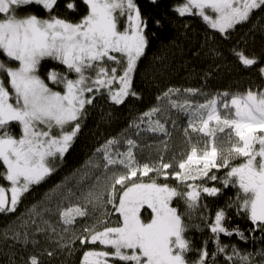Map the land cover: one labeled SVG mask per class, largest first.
<instances>
[{
	"label": "snow or ice",
	"instance_id": "6c2138e0",
	"mask_svg": "<svg viewBox=\"0 0 264 264\" xmlns=\"http://www.w3.org/2000/svg\"><path fill=\"white\" fill-rule=\"evenodd\" d=\"M82 2L87 6V14L73 23L51 15L57 0H0V53L7 58V61L0 60V165L3 166L0 178L9 185H0V214L15 213L32 186L39 185L55 171L57 158L63 159L80 132L85 106L93 103L94 96L88 97L86 93L107 89L111 100L118 105L125 97L137 95L132 90L133 75L148 46L147 21L142 18L140 9L134 0ZM30 5L42 6L50 14L49 18L18 15L21 7ZM67 7L75 10L74 3ZM254 10H264V0H185L175 9L181 17H202L220 33H227L249 20ZM122 18L124 27L121 29ZM237 55L246 66L256 63L243 53ZM46 58L67 69L66 73L55 69L48 73L52 83L63 85V93L53 91L37 74L41 61ZM11 61L18 62V67L10 66ZM260 72L264 74V68ZM68 73H75L77 78H69ZM114 83L119 84L116 90L112 87ZM185 91L196 95L194 89ZM178 92L179 89H168L164 93L171 108L188 115L184 135L190 151L176 162L178 170L171 161L165 162L162 155L154 164H141L134 155L137 145L132 139L126 140L127 151L115 153L110 149L120 141L108 140L102 149H97L106 162L107 199L89 190L82 193L83 205L60 211L65 226L75 224L77 217L89 216V204H110L119 214L115 226L97 219V224L104 225L103 230H98L94 224L82 226L86 235L75 236L73 231L81 244L104 246V250L85 251L82 264H117V261L120 264H207L210 253L203 247H190L184 236L187 225L172 201L177 197L184 199L187 209L194 210L200 207L201 192L218 195L221 191L218 187L185 183L205 177L217 181L220 179L217 175H209L212 169H229L221 183L224 187L239 188L242 195L238 194L235 202L238 212L248 215L253 230L264 232V91L225 92L222 96L200 93L205 101L195 104L187 99L182 103L172 100L170 96ZM161 111L153 107L143 114L148 118L146 131L168 136L165 123L152 119ZM13 122L19 125L18 136L12 133ZM225 144L227 147H223ZM240 157L245 158L242 163H231ZM115 165L122 166L124 171L113 169L111 175H107L109 166ZM149 173L155 175L149 177ZM143 177H149L148 182ZM161 177L185 183L191 190L181 192L167 183H158ZM99 180L97 177V183ZM142 210H150L147 218ZM225 220L226 213L221 209L215 213L214 223L209 225L217 241V251L221 253L226 246L220 245V234H235L245 239L238 226L230 230ZM4 235L7 238V233ZM12 238L18 240L19 234ZM191 251L198 253L194 261L186 258ZM47 254L53 255L52 252ZM233 254L239 255L235 248ZM211 255L214 259L215 254ZM261 255L264 256V252ZM227 259L232 261V256ZM240 259L244 264H252L248 256H240ZM25 264H41V261L37 255H30Z\"/></svg>",
	"mask_w": 264,
	"mask_h": 264
},
{
	"label": "trees",
	"instance_id": "16d2710c",
	"mask_svg": "<svg viewBox=\"0 0 264 264\" xmlns=\"http://www.w3.org/2000/svg\"><path fill=\"white\" fill-rule=\"evenodd\" d=\"M184 2L185 0H134L142 18L147 21L145 31L148 38L145 54L137 62L133 75L132 90L137 95L125 97L124 102L118 105L111 100L107 89H101L99 93H86L88 97L94 96L93 103L85 106L80 132L63 159L57 158L55 171L39 185L32 186L15 213L0 214V264H25L30 255H37L41 264H82L85 251L104 250V246L99 243L81 244L75 236L86 235L82 232V226L95 224L98 230H103L104 225L97 224V219L106 220L108 226H115L114 222L118 221L119 214L114 212L112 205L89 204L90 215L77 217L76 223L71 226H65L61 222L60 211L69 206L83 205L85 201L82 193L89 190L97 195L103 194V198L107 199V186L103 184L106 179V162L103 153L97 149H102L111 139L121 141V136L130 139L128 131L132 122L138 121L153 107L163 106L166 103L164 93L168 89L198 90L192 99L201 101L204 99L200 93L204 92L213 96L217 92L235 94L264 89V74L260 72L264 68V10H254L249 20L236 25L227 33H220L198 15L181 17L175 9ZM69 3L75 4V10L67 7ZM27 14H36L43 19L50 15L38 5L23 6L18 11L20 16ZM86 14L87 6L82 0H57L51 13L73 23ZM120 27H124L123 19ZM237 53L255 59L256 63L251 66L242 64ZM0 60L7 61V58L0 53ZM9 65L18 67V62L11 61ZM51 69L60 73L67 72L64 65L46 58L41 61L37 74L52 90L62 93L63 85L54 84L48 79ZM68 75L71 79L77 78L75 73ZM5 81L7 83L6 77ZM112 87L116 90L119 84L114 83ZM182 120L179 119V122ZM11 130L16 136L20 134L19 125L15 122L12 123ZM255 147L258 149L259 145ZM244 159L235 158L231 163L238 165ZM0 170H3L2 165ZM228 170L212 169L209 175H217L220 178L217 181L205 177L185 182L221 189L216 196L201 192L199 208L188 210L185 200L179 197L173 199L172 206L182 214L187 225L184 236L190 242V247H203L210 253L207 264H244L240 256H248L252 264H262L264 232L253 230L254 226L248 215L243 211L238 212L235 202L237 195H242L239 188L224 187L221 183ZM97 177H100L99 183ZM157 182L167 183L181 192L191 190L185 183L171 177L167 180L161 177ZM0 185L9 186L2 178ZM221 209L226 213L225 225L230 230L238 226L245 234V239L235 234H220L219 243L226 246L223 253L217 251V241L209 227L214 223L215 213ZM105 212L111 215H104ZM149 213L150 210H142L145 218ZM63 226L68 231L64 232ZM16 234H19L18 240L12 238ZM233 248L239 255L233 254ZM48 252L53 255L48 256ZM211 254H215L214 259ZM197 256L196 251L186 254L189 261L196 260ZM228 256H232V261L227 259ZM117 264L120 262L117 261Z\"/></svg>",
	"mask_w": 264,
	"mask_h": 264
},
{
	"label": "rangeland",
	"instance_id": "374dc122",
	"mask_svg": "<svg viewBox=\"0 0 264 264\" xmlns=\"http://www.w3.org/2000/svg\"><path fill=\"white\" fill-rule=\"evenodd\" d=\"M193 11L195 12V10ZM185 90L186 89H179V92L171 95L170 98L172 100L177 101L178 103H182L185 99L189 100L193 104L205 101L204 95H201L204 101H201V99L194 100L192 98H194L197 94L192 95L186 92ZM261 91H264V89ZM223 93L225 92H217L214 93L213 96H216L217 94H220L222 96ZM228 93L231 94V92ZM204 94H207V96H212L210 95L211 93L208 92H204ZM165 99H166V103H163V106L161 105L159 107L162 111L158 113L157 117L156 115H154L152 119L153 120L160 119L162 123H165V127L167 131L170 133V135L165 136L163 133H152L146 131L148 127V118L142 116L143 120L141 119L142 117H140L138 121L132 122L130 129L128 131L130 135L128 136L130 139L136 142L137 147L133 149V152L137 160L141 164L143 163L154 164L158 161L159 157L162 155L164 157V161L165 162L171 161L175 168L176 162L183 158L182 154L186 156V154L190 151V145L188 144L184 135V128H186L188 124V115L179 112L177 109L171 108L169 102H167L169 101L168 98ZM179 119H183V120L179 122ZM173 121H175V125L173 124ZM182 123L183 126H181ZM137 124L139 125V128L136 127ZM189 131L191 130L189 129ZM121 137L122 139L119 145L113 146L110 149V151H112L113 153L117 151L119 152L127 151V147H128L126 144L127 137L126 136H121ZM233 139H235V137H233ZM165 143L167 146L166 151H165ZM223 147H227V145L225 144L223 145ZM100 159L101 158L99 157V160ZM110 167L111 168H109L107 175H111V170L113 169L124 171L123 167L120 165H115ZM175 170H178V168H175ZM167 171L171 172L173 171V169H168ZM154 175H155L154 173H149V177H152ZM82 176L84 175L82 174ZM149 177H143V180L145 182H148ZM83 178L84 180H86V177ZM103 184H106V179L104 180ZM119 187L120 186L117 185V189H119ZM50 227L52 228V221ZM63 229H65V227Z\"/></svg>",
	"mask_w": 264,
	"mask_h": 264
}]
</instances>
